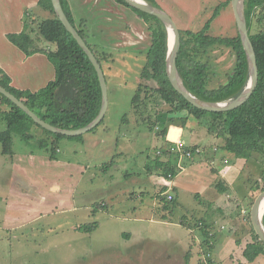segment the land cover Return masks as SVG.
I'll use <instances>...</instances> for the list:
<instances>
[{
  "label": "rangeland",
  "instance_id": "1",
  "mask_svg": "<svg viewBox=\"0 0 264 264\" xmlns=\"http://www.w3.org/2000/svg\"><path fill=\"white\" fill-rule=\"evenodd\" d=\"M25 1L6 4L3 0L1 29L16 21L13 15L8 20L7 15L17 14ZM65 1L68 9L69 2ZM87 1L89 5L75 3L76 25L85 30L88 42L98 53L112 54L102 61L109 107L104 121L95 129L81 138L60 139L56 151L52 149L50 136L35 125L26 128L32 126L28 131L36 139L14 134L12 155L3 153L0 142V264H211L212 261L221 264L210 241L204 240L205 224L201 221L214 218L208 227L224 231L225 239L231 233L241 237L247 230L252 236L251 223L242 209L251 214L256 197L264 190V153L245 149L238 155L241 161L225 149V136H217L200 124L191 133L187 126L189 129L184 128L183 136L191 143L202 144L206 150L191 159L182 157L183 165L189 161L206 162L221 169L225 158L230 166L236 164L237 170H231L232 174L237 171L235 183L229 188L232 197L225 195L222 205L215 202L212 206L207 196L197 197V190L179 185L171 212H162L160 200L166 199L164 189L148 183L144 170L164 146L165 138L148 130L150 123L146 121L157 120V126L161 127L160 118H166L169 107L157 102L152 91L145 87L141 97L144 103L137 113L132 100L139 84L157 86L154 80L140 76L151 43L149 27H155L157 21L150 18L147 22L138 16L142 37L134 36L139 42L133 46L139 48L122 47L117 30H127L128 25L118 20L115 13L118 10L113 5L112 12L109 11L107 0ZM222 1L226 0H156L181 30L193 31L204 27ZM31 13L38 21L52 16L40 6ZM82 17L87 19L86 26L80 22ZM27 29L37 45L56 50V44L45 40L36 24ZM260 30H264V25L255 24L253 33ZM209 34L229 37L238 34L231 3L212 21ZM213 58L218 75L211 86H217L227 80L234 56L229 48H218ZM5 108L2 105L1 109ZM251 117L258 120L257 114ZM6 126L0 116V129ZM44 138L48 146L41 147L39 143ZM216 148L217 157L211 159L210 151ZM141 179L145 180L143 185ZM224 212L231 217L222 218ZM222 243L216 241V246Z\"/></svg>",
  "mask_w": 264,
  "mask_h": 264
},
{
  "label": "trees",
  "instance_id": "2",
  "mask_svg": "<svg viewBox=\"0 0 264 264\" xmlns=\"http://www.w3.org/2000/svg\"><path fill=\"white\" fill-rule=\"evenodd\" d=\"M114 1L131 8L147 22L150 18L157 21L155 27H149L151 43L146 51L147 62L140 74L143 79L154 80L157 86L150 87L139 84L132 100L134 112L137 113L141 104L144 103L143 101L141 103L143 100L141 97L142 88L145 87L152 91L157 102L163 103L169 108L165 111L166 118L163 120L160 118L161 127L157 126V120L148 118L146 121L150 123L148 130H154L166 138L172 126L185 127L189 118L193 116L210 132L217 136L226 137L225 149L228 152L240 155L246 149L264 153V30L253 33L255 24L264 25V0H245L247 26L255 48L257 69L259 70L258 85L247 102L233 110L222 112L207 111L194 106L172 86L166 74L168 33L164 23L158 17L132 7L125 0ZM146 1L160 7L156 0ZM61 2L70 22L76 27L102 65V61H107L112 54L98 53L92 47L88 42L85 30L76 25L73 13L69 8H66V1L61 0ZM230 3L231 0L220 2L200 30H180L181 48L177 57L179 73L186 87L204 100L228 101L234 99L243 91L248 81V60L239 33L233 37L209 34L212 21ZM38 5L42 9L50 11L52 16L38 21L34 17L36 13L27 10L24 18L25 28L20 32L8 33L7 37L27 56L35 53L46 54L55 66V78L37 91L20 89L12 84V78L0 67V85L23 100L31 110L52 125L67 129L86 126L99 114L102 105V88L97 71L78 41L56 15L52 0H39ZM80 22L85 25L86 20L82 19ZM34 24L37 25L40 35L45 40L56 44V50H50L36 44L35 39L27 29ZM218 48H229L234 56V64L229 70L225 82L211 86L213 79L218 75L213 58V53ZM2 105L6 106L4 110L1 109ZM253 114L258 115L257 121L251 117ZM0 116L7 125L6 129H0V142L5 154L12 155L14 153V134H20L24 139H36L35 134L26 129L28 125H35L48 134L52 139L54 151L57 150L58 143L62 138L83 137V135L66 136L43 128L2 93H0ZM104 119L105 117L100 123ZM157 127L158 129H156ZM39 144L41 147H46L48 141L44 138L40 140ZM167 151L163 152L166 159L163 160L162 155H158L154 161H156L159 169L164 172V176L175 177L179 172L171 163V158L175 152L170 149ZM54 154L52 153L51 156L53 157ZM218 186L220 191H226L225 186L221 183H218ZM172 203L175 205L174 197L172 200H166L163 207L171 208ZM247 217L251 223L253 241L246 245L243 255L249 262H252L257 257L264 256V242L253 228L250 212ZM206 227L204 225L203 233L206 237L205 241H208L211 235L205 230ZM92 228L90 227V230ZM211 261L212 259H210ZM211 264L216 263L212 261Z\"/></svg>",
  "mask_w": 264,
  "mask_h": 264
},
{
  "label": "crops",
  "instance_id": "3",
  "mask_svg": "<svg viewBox=\"0 0 264 264\" xmlns=\"http://www.w3.org/2000/svg\"><path fill=\"white\" fill-rule=\"evenodd\" d=\"M5 1L7 4L10 1L13 2L14 0H5ZM81 1L82 2H75V0L67 1L69 2L68 8L71 10L75 18H77V15H76L77 12L74 9L75 3L77 5H80L83 3L82 6L90 3L87 0H81ZM107 1L110 6V8H108L109 11L112 12L113 5L118 10V11H115V13L117 14L118 20H122V22L126 21L125 23L129 22L130 25L133 24L136 28H139L138 26H141L140 22L138 21L139 18H138L137 13H135L134 11L129 12V13H124L122 12V10L125 11L127 10L128 7L123 6L122 3L119 4L115 2L114 0H107ZM2 2L3 0H0V4ZM38 3H39V0H26L25 4L18 9L17 14L7 15L8 20H10L12 18L11 15H13L14 17H16V21L15 22L10 21L9 22L10 25L4 26V29H1L0 27V67L12 78V84L15 87L20 88V89H28L31 91H37L38 89L46 86L49 81L55 78V66L49 60L46 54L35 53L33 55L27 56L23 51H21L18 47H16L13 43L9 41L7 35L8 33L20 32L25 28L24 26L25 12L27 10L32 11V10L37 9L39 6ZM0 9H1V5H0ZM82 19H85V18L83 17L80 18V20ZM85 20L87 22V19ZM11 28H13L12 31H8ZM4 37L7 38L6 42L4 40ZM191 122L192 124L188 125V123H191ZM199 124L208 130L206 126L202 125L199 121L197 122L196 118L193 116L189 118L185 127L176 126L177 128L181 129V132L177 139H183L185 140L188 147L200 148L203 152V150H206V147H204L202 144L197 143V142L191 143L183 136V134L186 131L184 130V128L189 129L188 127H190L191 133H193L197 129V126ZM26 129L27 130L32 129V126L31 128H26ZM169 134H170V130H169V133L167 134V137L165 138L164 146L160 150L157 151V156L162 155L161 157L163 160L166 159V156L163 155V152L169 150L170 146L173 144V140H169L168 138ZM217 150L218 149L216 148L210 151L212 155H209V154L208 155L209 157H211V159L217 157L216 156L217 153L215 152ZM194 155L195 154H193V156ZM236 156L239 160L243 161L242 157H238V155ZM191 158H188V159H191ZM181 159L182 157H179L177 156L176 153L175 154L173 153V156L171 158V163L174 164L177 170L179 171L175 177H171L170 175H169L170 177L164 176V172H162V170L159 169V166L156 164V161H153L152 159L148 161L145 165L144 171L147 175L145 180L148 183H151L152 185H154L155 187H160L164 189L163 195L164 197L166 196L165 197L166 199L162 198L165 200L163 201L160 200V205L163 204L164 206L165 201L168 200L167 198L168 193L173 194L175 201L177 200L175 192H177V188L179 187V185L191 186L192 188L197 190L198 192L197 197L201 198V196H204V197L207 196L209 198L207 200H209V203H211L212 206H213V203L215 202L218 205H222L223 201L225 200V197H224L225 195H227L228 197H232L231 192H229V188H231V185L235 183V180L237 178V171H236L237 169L235 167L236 164H234L235 166H230V164H227L228 162L225 163V160H227L225 158L223 161V167L221 169L217 168L216 166L212 164L208 165L206 162L197 163L195 161H189L188 165L185 164L186 165L185 166L183 165L182 163L183 160ZM233 169H236V170H234L235 173L232 174L231 170ZM158 171H160V173ZM218 171H220L221 173ZM145 180L144 179L140 180L142 185L145 182ZM218 183H221L223 186H225L226 188L225 192L220 191ZM161 210L165 214H168L167 212L169 211L171 212V208L164 207V209H161ZM242 213L243 215L246 216L247 210L242 209ZM229 216L230 215L228 212H224L222 215V218H226ZM210 218L211 217H209V219H206V220L202 219L201 223L203 225L205 224L207 226L205 230L210 232L211 237L209 238L207 242L210 241L209 245H211L210 247L214 250V253L218 257V260L221 264H227V263L228 264H264L263 255L257 257L252 262H249L243 255V251L246 245L253 241L252 236L250 232H248V230H247V233H245L241 237L238 236L237 233H231L229 236L227 235L225 239V235L223 234L224 231L222 232L217 229L214 230L212 229V227L211 228L208 227L209 222L214 221L213 220L214 218H211L212 221H209ZM224 228L225 226L221 225L220 229L224 230ZM204 238H205L204 240H206V237ZM216 241H219V242L223 241V243L217 247ZM189 252H190L189 254H191L192 251L190 250ZM167 257L171 258L170 255H167ZM167 257H164V259Z\"/></svg>",
  "mask_w": 264,
  "mask_h": 264
},
{
  "label": "water",
  "instance_id": "4",
  "mask_svg": "<svg viewBox=\"0 0 264 264\" xmlns=\"http://www.w3.org/2000/svg\"><path fill=\"white\" fill-rule=\"evenodd\" d=\"M132 7L137 8L143 12L158 17L165 25L168 33V55L166 64V74L172 86L183 95L194 106L207 111H230L233 110L249 100L255 91L259 82V70L257 64V57L253 42L250 38V32L247 26L245 14V0H231L232 8L234 11L238 33L241 37L244 50L249 66V77L247 84L243 91L234 99L228 101H209L204 100L192 93L184 84V81L179 73L177 67V57L181 48V32L175 19L162 7L154 6L146 0H125ZM52 4L56 15L62 21L66 29L72 33L74 38L78 41L79 45L88 55L90 61L94 65L102 88V105L99 114L86 126L67 129L52 125L43 120L33 110H31L23 100L19 99L16 95L11 93L5 87L0 85V93L7 96L12 102L24 110L37 124L43 128L55 133H60L66 136H78L92 130L100 124L105 117L109 107V89L102 65L99 63L94 52L86 41L82 38L76 27L70 22L61 0H52ZM172 36V37H171ZM264 205V190L256 197L251 208V222L257 235L264 242V212L261 214V207Z\"/></svg>",
  "mask_w": 264,
  "mask_h": 264
},
{
  "label": "built area",
  "instance_id": "5",
  "mask_svg": "<svg viewBox=\"0 0 264 264\" xmlns=\"http://www.w3.org/2000/svg\"><path fill=\"white\" fill-rule=\"evenodd\" d=\"M170 150L174 151L177 156L179 157H187V158H191L193 156V154H199L202 152V150L200 148H190L187 146L185 140L183 139H177L175 141H173V144L170 146ZM228 162V160H225V163ZM168 200H172L173 199V195L172 194H168L167 195ZM211 254L208 253V257H210Z\"/></svg>",
  "mask_w": 264,
  "mask_h": 264
},
{
  "label": "flooded vegetation",
  "instance_id": "6",
  "mask_svg": "<svg viewBox=\"0 0 264 264\" xmlns=\"http://www.w3.org/2000/svg\"><path fill=\"white\" fill-rule=\"evenodd\" d=\"M126 21H124L123 23L126 25H128V29L127 30H119V34L121 35V40H119L118 42H120L122 45V47H127V48H139V47H135L133 45L137 44L139 42V40L137 38H134V36H138V37H142V29H138L136 28L133 24L130 25L129 22L125 23ZM139 27V26H138ZM136 40L133 41V40ZM128 45V46H127ZM141 48V47H140ZM148 49V48H147Z\"/></svg>",
  "mask_w": 264,
  "mask_h": 264
},
{
  "label": "clouds",
  "instance_id": "7",
  "mask_svg": "<svg viewBox=\"0 0 264 264\" xmlns=\"http://www.w3.org/2000/svg\"><path fill=\"white\" fill-rule=\"evenodd\" d=\"M180 132H181V129H179L177 127H171L170 128V134H169V137L168 138L170 140L175 141L178 138Z\"/></svg>",
  "mask_w": 264,
  "mask_h": 264
},
{
  "label": "bare ground",
  "instance_id": "8",
  "mask_svg": "<svg viewBox=\"0 0 264 264\" xmlns=\"http://www.w3.org/2000/svg\"><path fill=\"white\" fill-rule=\"evenodd\" d=\"M260 212H261V214H263V212H264V205L261 207V211Z\"/></svg>",
  "mask_w": 264,
  "mask_h": 264
}]
</instances>
